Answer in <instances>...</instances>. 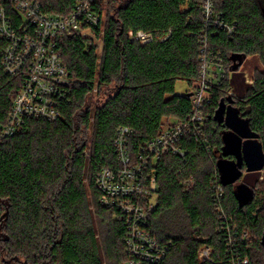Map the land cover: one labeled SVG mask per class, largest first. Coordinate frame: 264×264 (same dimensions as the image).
I'll return each mask as SVG.
<instances>
[{
  "label": "trees",
  "instance_id": "16d2710c",
  "mask_svg": "<svg viewBox=\"0 0 264 264\" xmlns=\"http://www.w3.org/2000/svg\"><path fill=\"white\" fill-rule=\"evenodd\" d=\"M42 1L46 12L57 15L68 14L77 2ZM203 1L112 0L101 55L85 39L70 35L59 41L71 79L67 99L59 104L60 119H26L14 135L0 139V253L6 262L125 264L127 225L121 211L101 204L96 179L103 169L121 168L115 147L119 129L134 131L128 149L137 159L165 128L188 120L207 36V49L223 59L226 77L210 88L201 132L205 143L199 131L185 133L179 142L184 156L166 154L157 163V203L147 229L168 246L161 264H232L239 258L264 264V202L256 197L261 172L225 185L218 167L230 110L248 122L264 153V0H216L222 21L235 26L232 36L219 27L204 28ZM131 31L153 41L142 45L131 39ZM5 47L0 40L2 125L22 85L3 70ZM235 57H258L262 69L251 84L242 65L233 69ZM178 81L191 90L177 95ZM221 109L224 120L218 117ZM243 180L253 182L254 199L242 206L236 186ZM188 182L194 186L188 188ZM226 227L238 229L232 246ZM205 246L212 250L209 262L199 260Z\"/></svg>",
  "mask_w": 264,
  "mask_h": 264
},
{
  "label": "built area",
  "instance_id": "2783aa9c",
  "mask_svg": "<svg viewBox=\"0 0 264 264\" xmlns=\"http://www.w3.org/2000/svg\"><path fill=\"white\" fill-rule=\"evenodd\" d=\"M111 1L77 0L68 14L57 15L46 12L42 0H0V40L6 43L2 67L8 76L22 81L6 124H0V139L14 135L26 119L51 123L60 119L59 104L67 99L71 79L62 60L59 41L73 35L89 41L101 55L106 6ZM201 10L206 30L215 26L228 36L234 35L235 26L222 21L216 0H204ZM129 35L142 45L153 41L151 35L141 31L136 34L131 31ZM207 47L205 36L200 50L201 79L192 90V114L188 120L176 121L165 128L140 151L137 159L131 158L128 149V139L134 131L125 127L119 129L115 147L121 168L117 171L103 169L96 179L102 194L101 204L121 211L127 225L125 264H161L167 255L168 246L159 244L147 229L149 215L157 203L155 167L166 154L184 156L179 142L185 133L199 131L198 138L205 141L201 132L205 110L212 99L210 88L226 77L223 59L210 53ZM186 186L192 188L194 183L188 182ZM216 191L218 199L223 197L221 186ZM226 228L223 229L229 234L228 242L232 246L236 243L238 229ZM231 228L234 234L230 235ZM243 239H246L245 234ZM211 258V248L202 247L199 260L209 262ZM0 264L14 263L6 262L0 253ZM232 264H249V261L239 258Z\"/></svg>",
  "mask_w": 264,
  "mask_h": 264
},
{
  "label": "water",
  "instance_id": "95a60500",
  "mask_svg": "<svg viewBox=\"0 0 264 264\" xmlns=\"http://www.w3.org/2000/svg\"><path fill=\"white\" fill-rule=\"evenodd\" d=\"M236 58L238 57L233 58V61ZM239 65L233 69L238 68ZM224 115L225 109H221L218 113L220 120H224ZM225 121L230 131L224 135L223 154L219 157L218 167L222 183L227 185L242 178L244 165L247 173L262 172L264 153L261 144L257 141V135L251 131L248 122L240 118L236 111L230 110ZM227 155H234L236 160L226 159ZM236 196L240 205L243 206L253 201L254 190L244 184L239 185L236 186Z\"/></svg>",
  "mask_w": 264,
  "mask_h": 264
},
{
  "label": "rangeland",
  "instance_id": "374dc122",
  "mask_svg": "<svg viewBox=\"0 0 264 264\" xmlns=\"http://www.w3.org/2000/svg\"><path fill=\"white\" fill-rule=\"evenodd\" d=\"M106 18V17H105ZM234 67H237L241 64L240 72L244 73L246 80L249 83H252L253 76L258 69H262V65L258 59V57H250L248 59H242L238 57L234 60ZM190 86L185 81H178L176 83V94L177 95H185L187 91H190ZM219 157L221 154H218ZM256 197H258V201L260 204L264 202V169L261 172L260 183L256 187Z\"/></svg>",
  "mask_w": 264,
  "mask_h": 264
},
{
  "label": "crops",
  "instance_id": "0c3cea01",
  "mask_svg": "<svg viewBox=\"0 0 264 264\" xmlns=\"http://www.w3.org/2000/svg\"><path fill=\"white\" fill-rule=\"evenodd\" d=\"M244 172V171H243ZM245 174L247 173L246 171L244 172ZM252 173H256V172H249L248 174H252ZM242 179H244V176H242ZM252 183L253 182H251V180H248V183L247 182H245L244 180L243 181H241V182H239L238 183V185H237V187L239 186V185H246L248 188H250V189H254L253 188V186H252Z\"/></svg>",
  "mask_w": 264,
  "mask_h": 264
},
{
  "label": "flooded vegetation",
  "instance_id": "af4514ba",
  "mask_svg": "<svg viewBox=\"0 0 264 264\" xmlns=\"http://www.w3.org/2000/svg\"><path fill=\"white\" fill-rule=\"evenodd\" d=\"M235 158H236V157H235ZM235 158H234V159H235Z\"/></svg>",
  "mask_w": 264,
  "mask_h": 264
}]
</instances>
